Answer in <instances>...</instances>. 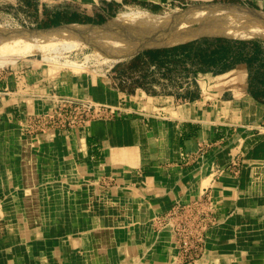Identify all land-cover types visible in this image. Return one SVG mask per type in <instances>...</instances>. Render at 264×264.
<instances>
[{"label":"crops","instance_id":"1","mask_svg":"<svg viewBox=\"0 0 264 264\" xmlns=\"http://www.w3.org/2000/svg\"><path fill=\"white\" fill-rule=\"evenodd\" d=\"M206 5L264 13V0H0V16L16 23L8 36L18 44H9L10 61L0 66V264H175V225L162 224L161 215L207 191L223 220L211 228L198 264H264V102L254 97L264 81L250 60L203 70L169 55L186 42L75 74L46 67V48L100 44L101 53L104 31L79 34L91 41L77 47L67 46L68 35L46 44V37L27 34L106 27L126 8L159 14ZM19 43L35 51H19ZM53 94L131 102L138 112L94 122L68 142L54 140L55 132L45 140L46 133L28 130V119L43 115ZM221 129L239 137V162H231ZM192 154L207 160H184ZM227 166L229 173L217 174ZM108 179L110 189L99 185Z\"/></svg>","mask_w":264,"mask_h":264},{"label":"rangeland","instance_id":"2","mask_svg":"<svg viewBox=\"0 0 264 264\" xmlns=\"http://www.w3.org/2000/svg\"><path fill=\"white\" fill-rule=\"evenodd\" d=\"M172 10L174 11L176 9H166L165 12ZM0 29L6 32L14 31L16 29V23L2 15L0 16ZM28 30L32 31L33 29L30 28ZM202 37L201 39L208 40L203 41L197 38L188 41L186 44H189V47L175 50L169 55H171L172 58L175 56H181L183 60H188L189 63H198L203 69H207L210 66L216 65L218 66L217 70L225 68L230 62L248 59L252 63V67H257V81H264V73L261 72L262 69H264V37L251 40L210 38L213 36ZM100 47V44H89L87 46H80L79 48L68 50L58 48L55 52L48 56V60H44L41 54L37 55L32 53L29 54V56L43 58V63H45L46 67H49L51 71L59 70L79 74L87 71L88 69L103 70L105 69L106 65L108 66L111 64V62L103 63L104 60H102L101 56L98 54ZM131 56L133 55H130L121 61H126ZM152 61H154V58L150 60V62ZM261 87L262 85L260 87L257 86L259 89ZM261 91H264V89L261 88ZM60 96L63 97L65 101L53 102L51 96L50 102L48 103L47 107H45L44 114L39 117L35 116L28 119V130L35 134L46 133L44 138L45 140H53V138H50V133L55 132L56 137L54 140L68 142L69 138L72 139L77 137L78 134H76L77 132L75 131H78L81 128H89L94 122L110 121L118 113H125L127 110L138 112V110L132 106L134 103L131 102H125L120 106L113 102L109 104H103L89 100L76 102L75 100L71 98L68 99L63 95ZM262 97H264V93L262 94ZM70 100L75 102H70ZM133 115L137 114L133 112ZM130 120H134L135 122L142 121L141 118L138 119L136 117L131 118ZM253 125L257 126V124ZM247 129L253 133L263 131L261 129H252L250 126ZM242 135H244V133H242ZM220 136L221 141H223V145L226 147L231 145L230 147L232 149H229V151L231 150V162H239L240 153L237 150L238 148L235 147L237 145L236 141L239 139L236 132L234 134V130L226 131L221 129ZM196 158L200 159L201 162H205V160H207L206 154H202L199 157L198 155L192 154V156L189 158L185 157L184 160L187 162L189 161L190 163L192 161L195 162ZM232 165L231 167H234L235 170V167L237 166H235V164ZM229 170L230 168L228 166L221 167L218 169L217 174L222 176L229 173ZM110 184L113 185L114 181L108 179L107 181L100 180L99 185L105 186L107 188L112 187ZM52 185L53 182L47 183L46 189H53ZM217 204L218 202L216 200L214 202L212 195H209V192L207 191L200 198H190L183 203H177L175 206H173L170 214L161 215L160 222L162 224H168L169 221H172L175 225V229L173 231L174 243L176 242V245L174 244V253L179 256L175 264H198V259L201 260V258L206 255V242L212 234L211 228L215 224H218L220 220H223L222 213L216 210L218 206ZM0 220H2L1 216ZM4 227L5 225L2 223L0 225L1 233L5 232Z\"/></svg>","mask_w":264,"mask_h":264},{"label":"bare ground","instance_id":"3","mask_svg":"<svg viewBox=\"0 0 264 264\" xmlns=\"http://www.w3.org/2000/svg\"><path fill=\"white\" fill-rule=\"evenodd\" d=\"M129 8V7H128ZM176 9V8H175ZM171 10V9H170ZM91 29L104 31V49L99 56L113 64L134 55L147 48H160L183 44L202 36L227 37L237 40H251L264 37V13L246 8L229 7L226 5H206L194 7L191 11L172 10L164 13H152L141 9H123L114 21L106 27L78 26L69 30H56L42 33H27L35 38L40 35L46 37L69 36L66 38L68 47H77L81 43H89L87 37L80 38ZM65 32V33H64ZM26 36V32L23 31ZM9 32L0 30V66L10 61V46L15 38ZM20 36V35H18ZM72 39V40H70ZM52 41L48 39L45 43ZM19 42V41H18ZM14 42V48H16ZM34 52L33 47L19 43L18 50ZM27 47V48H26ZM115 50L118 56H113ZM10 53V54H9ZM52 51L46 48L44 58ZM50 58V57H49ZM105 63V62H103ZM110 68V67H109Z\"/></svg>","mask_w":264,"mask_h":264},{"label":"trees","instance_id":"4","mask_svg":"<svg viewBox=\"0 0 264 264\" xmlns=\"http://www.w3.org/2000/svg\"><path fill=\"white\" fill-rule=\"evenodd\" d=\"M201 40L204 41V40H208V39H201ZM214 40H219V39H214ZM222 40H224V39H222ZM187 47H189V44L183 45L182 48H187ZM163 51H165V50H158L159 53H161V52H163ZM203 70H204V69H203ZM257 86L260 87L261 85L258 84ZM261 88H262V87H261ZM261 88H260V89H259V88L257 89V91L259 92V94H258V93L255 94V93H254V97H255L256 99H258V100L264 102V97H262V94L264 93V91H261Z\"/></svg>","mask_w":264,"mask_h":264},{"label":"built area","instance_id":"5","mask_svg":"<svg viewBox=\"0 0 264 264\" xmlns=\"http://www.w3.org/2000/svg\"><path fill=\"white\" fill-rule=\"evenodd\" d=\"M73 100H70V102H73L74 103L75 101L76 102H81L82 101V100H75V101H73ZM52 101L53 102H60V101L63 102V101H65V99L63 97H61L60 95L54 94V95H52Z\"/></svg>","mask_w":264,"mask_h":264},{"label":"water","instance_id":"6","mask_svg":"<svg viewBox=\"0 0 264 264\" xmlns=\"http://www.w3.org/2000/svg\"><path fill=\"white\" fill-rule=\"evenodd\" d=\"M58 30V29H57ZM45 31H47V30H45ZM225 38V37H224Z\"/></svg>","mask_w":264,"mask_h":264}]
</instances>
